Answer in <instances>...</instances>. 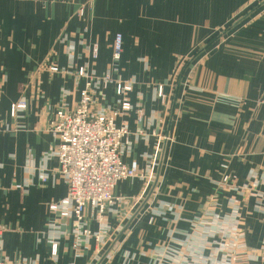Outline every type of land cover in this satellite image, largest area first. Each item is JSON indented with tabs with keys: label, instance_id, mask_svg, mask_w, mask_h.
<instances>
[{
	"label": "crops",
	"instance_id": "crops-1",
	"mask_svg": "<svg viewBox=\"0 0 264 264\" xmlns=\"http://www.w3.org/2000/svg\"><path fill=\"white\" fill-rule=\"evenodd\" d=\"M89 81L145 175L80 228L50 124ZM0 229L6 264H264V0H0Z\"/></svg>",
	"mask_w": 264,
	"mask_h": 264
},
{
	"label": "built area",
	"instance_id": "built-area-1",
	"mask_svg": "<svg viewBox=\"0 0 264 264\" xmlns=\"http://www.w3.org/2000/svg\"><path fill=\"white\" fill-rule=\"evenodd\" d=\"M122 51L123 37L117 34L114 42V60H120ZM97 52L96 48L95 55ZM50 69L58 70L57 67ZM79 75H85L83 69ZM100 79L105 86L113 82L109 75ZM93 84L92 81L87 82L76 109H60L50 124V129L60 141L55 155L69 185L68 195L60 202L50 205V210L61 217H74L76 225L80 228L84 227L88 206L97 209L99 215H102L108 206L120 200L113 195L119 181L145 175L136 162L127 165L121 157L129 132L125 126L118 127L115 119L121 112L131 110L132 105L124 102L119 110L111 113L94 111ZM131 89L132 85L129 83H117L119 94ZM159 96L163 97L162 89ZM26 107L24 101H19L12 106V111L15 114L17 110ZM1 232L3 229H0ZM84 232L90 233L88 230ZM56 251L55 245L54 253ZM0 264L6 263L0 259Z\"/></svg>",
	"mask_w": 264,
	"mask_h": 264
},
{
	"label": "trees",
	"instance_id": "trees-1",
	"mask_svg": "<svg viewBox=\"0 0 264 264\" xmlns=\"http://www.w3.org/2000/svg\"><path fill=\"white\" fill-rule=\"evenodd\" d=\"M215 40V38L214 39H212L209 43H212L213 41Z\"/></svg>",
	"mask_w": 264,
	"mask_h": 264
}]
</instances>
